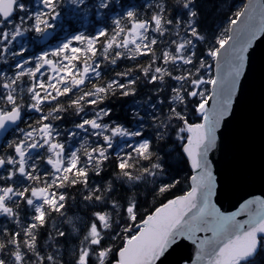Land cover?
Segmentation results:
<instances>
[{
    "label": "snow or ice",
    "instance_id": "obj_1",
    "mask_svg": "<svg viewBox=\"0 0 264 264\" xmlns=\"http://www.w3.org/2000/svg\"><path fill=\"white\" fill-rule=\"evenodd\" d=\"M210 9L0 0V264H264V187L227 160L264 0Z\"/></svg>",
    "mask_w": 264,
    "mask_h": 264
},
{
    "label": "water",
    "instance_id": "obj_2",
    "mask_svg": "<svg viewBox=\"0 0 264 264\" xmlns=\"http://www.w3.org/2000/svg\"><path fill=\"white\" fill-rule=\"evenodd\" d=\"M227 160L231 168L247 173V189L259 194L264 187L261 180V169L264 168V86L259 72L247 82L246 95L237 108V118L228 140Z\"/></svg>",
    "mask_w": 264,
    "mask_h": 264
},
{
    "label": "trees",
    "instance_id": "obj_3",
    "mask_svg": "<svg viewBox=\"0 0 264 264\" xmlns=\"http://www.w3.org/2000/svg\"><path fill=\"white\" fill-rule=\"evenodd\" d=\"M144 2V0H121L122 4L128 5V4H138V5H142ZM212 0H208V4H209V12H210V5H211ZM235 2H238V0H235ZM97 24H101L103 25V22H97ZM91 32V31H89ZM125 100H127V98L124 99H118L112 102L113 107L117 110V112H120L122 110V108L127 107V104L125 103ZM131 101L128 100V103H130ZM71 215V212L69 213ZM67 227V226H65ZM261 261V257H257V262L259 264V262Z\"/></svg>",
    "mask_w": 264,
    "mask_h": 264
},
{
    "label": "rangeland",
    "instance_id": "obj_4",
    "mask_svg": "<svg viewBox=\"0 0 264 264\" xmlns=\"http://www.w3.org/2000/svg\"><path fill=\"white\" fill-rule=\"evenodd\" d=\"M35 1V3H37V0H34ZM34 6V5H33ZM91 23V18H90V16H89V18H88V20L87 21H85V22H83L82 24H77L78 25V27H79V25H80V29H81V31H84V27H86L88 24H90ZM25 40H28V39H31V37H25L24 38ZM23 42V41H22Z\"/></svg>",
    "mask_w": 264,
    "mask_h": 264
},
{
    "label": "flooded vegetation",
    "instance_id": "obj_5",
    "mask_svg": "<svg viewBox=\"0 0 264 264\" xmlns=\"http://www.w3.org/2000/svg\"><path fill=\"white\" fill-rule=\"evenodd\" d=\"M30 37V36H29Z\"/></svg>",
    "mask_w": 264,
    "mask_h": 264
}]
</instances>
